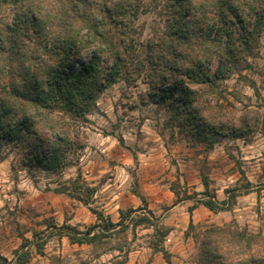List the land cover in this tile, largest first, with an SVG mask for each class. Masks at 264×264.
Here are the masks:
<instances>
[{"label": "clouds", "instance_id": "1", "mask_svg": "<svg viewBox=\"0 0 264 264\" xmlns=\"http://www.w3.org/2000/svg\"><path fill=\"white\" fill-rule=\"evenodd\" d=\"M0 264H264V0H0Z\"/></svg>", "mask_w": 264, "mask_h": 264}]
</instances>
